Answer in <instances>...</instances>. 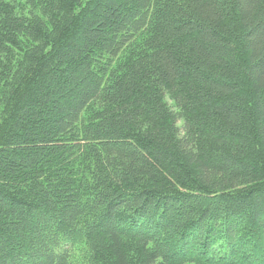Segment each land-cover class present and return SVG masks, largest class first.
Returning a JSON list of instances; mask_svg holds the SVG:
<instances>
[{"label": "trees", "instance_id": "16d2710c", "mask_svg": "<svg viewBox=\"0 0 264 264\" xmlns=\"http://www.w3.org/2000/svg\"><path fill=\"white\" fill-rule=\"evenodd\" d=\"M0 264H264V0H0Z\"/></svg>", "mask_w": 264, "mask_h": 264}]
</instances>
